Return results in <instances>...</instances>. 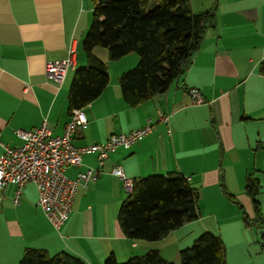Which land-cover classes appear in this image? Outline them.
Instances as JSON below:
<instances>
[{"label":"crops","instance_id":"crops-1","mask_svg":"<svg viewBox=\"0 0 264 264\" xmlns=\"http://www.w3.org/2000/svg\"><path fill=\"white\" fill-rule=\"evenodd\" d=\"M214 2L210 9H216L217 24L206 30L188 69L166 92L140 105L123 98L119 78L129 69L124 59L111 61L108 51L103 59L95 53L107 63L110 81L84 107L89 122L76 133V145L106 142L114 133L157 120L159 110L170 121H155L150 135L118 148L102 166L92 152L83 154L81 166L69 167L70 178L89 167L100 172L88 187L79 188L60 230L37 204L34 183L23 189L19 204L13 201L16 186L8 183L0 200V264H20L29 247L51 255L67 251L88 264L157 249L178 263L180 250L205 231L221 237L228 264H234L231 250L240 252L242 264H264L260 234L249 222L255 203L246 189L250 181L260 185L256 199L264 213V0ZM92 11V0H0V138L7 145L23 144L16 129H34L45 120L53 134L63 133L71 117L72 80L76 69L87 64L82 43ZM71 45L78 51L77 65L58 82L47 75V64L68 57ZM129 62L131 67L137 59ZM191 89L199 90L205 102L193 103ZM114 165L134 179L183 174L199 194V219L161 240L128 238L118 221L127 193L112 173Z\"/></svg>","mask_w":264,"mask_h":264},{"label":"trees","instance_id":"trees-1","mask_svg":"<svg viewBox=\"0 0 264 264\" xmlns=\"http://www.w3.org/2000/svg\"><path fill=\"white\" fill-rule=\"evenodd\" d=\"M92 21L82 43L87 64L76 69L68 103L72 113L97 99L109 84L108 65L95 49L108 50L111 61L137 53L138 64L124 72L119 85L125 101L137 106L166 92L188 69L200 49L205 32L217 24L216 9L194 13L191 0H92ZM153 6L149 8V4ZM264 74V63L261 68ZM255 215L249 221L263 229L264 213L256 199L261 190L250 181ZM199 194L179 172L137 178L134 189L119 209L118 221L130 239L157 241L172 230L199 219ZM20 264H88L77 255L62 251L51 255L43 248H26ZM104 264L119 263L111 255ZM123 264H228L226 246L211 231L198 236L192 246L179 252V262L152 249Z\"/></svg>","mask_w":264,"mask_h":264},{"label":"built area","instance_id":"built-area-1","mask_svg":"<svg viewBox=\"0 0 264 264\" xmlns=\"http://www.w3.org/2000/svg\"><path fill=\"white\" fill-rule=\"evenodd\" d=\"M77 52L76 47L71 45L68 57L47 64V75L62 82L68 70L77 65ZM191 94L193 103L199 105L205 102L199 90L191 89ZM155 121L169 123L170 115L159 110ZM155 121L149 118L141 127L114 133L106 142L85 146H78L74 142L76 133L89 122L84 108L73 109L63 133L59 135L53 134L47 120L34 129H16V135L24 141L22 145L11 147L0 138V147L3 149L0 154V200L5 186L13 183L16 186L13 201L19 204L23 189L28 183H34L38 190L37 204L55 229L60 230L70 217L79 188L88 187L100 172L89 167L80 171L76 178H70L66 170L71 166H81L83 154L92 152L97 153L99 165H104L118 148L132 147L150 135ZM112 173L120 177L127 195L131 194L135 179L128 176L120 165H114Z\"/></svg>","mask_w":264,"mask_h":264},{"label":"rangeland","instance_id":"rangeland-1","mask_svg":"<svg viewBox=\"0 0 264 264\" xmlns=\"http://www.w3.org/2000/svg\"><path fill=\"white\" fill-rule=\"evenodd\" d=\"M216 1L217 0H191V7H192V10H193L194 13H201V12H205V11L210 10L211 5H212V2H214V4H216ZM152 6H153V4L150 3L149 4V8H151ZM107 51L108 50L106 48L98 47L97 50H95V53L99 57H101L103 59V54L106 53ZM82 53H84V55H86L83 49H82ZM132 57H134V59L135 58L137 59V63L132 64V65H130L131 67H129V63H130L129 61H130V59H132ZM122 59H124V60H122ZM120 60L124 61L126 63V66L128 64V67H127V68H129V69H127V71H128V70L134 68L138 64V62H139V55L137 53H130V54L122 57ZM120 60H117V61H120ZM126 199H128V195H127ZM257 227H258L257 225H254L255 231H258V233L260 234V237H261V240H260V243L259 244H260L261 247H264L263 244H262L263 229H261L259 227H258L259 228L258 229ZM193 243H189L190 245H187L186 247L192 246ZM186 247H183V248H186ZM254 249H256V247H253L252 248V250H254ZM226 252H227V247H226ZM143 254H145V253H143ZM244 255H246V251H244ZM119 256H121V255H119ZM229 258H230V260H231L232 263L234 262V264H242L241 262H242L243 259H242V255L240 254V252L239 253H235V252H233V250H231L230 253H229ZM117 260H118L119 263H122V264L128 261V259H125L124 260V259H122V257H120L119 259L117 258ZM227 262H228V255H227Z\"/></svg>","mask_w":264,"mask_h":264}]
</instances>
